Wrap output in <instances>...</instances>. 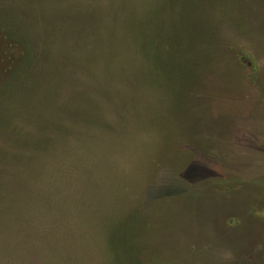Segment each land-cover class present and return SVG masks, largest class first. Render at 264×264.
I'll return each mask as SVG.
<instances>
[{
	"label": "rangeland",
	"instance_id": "1",
	"mask_svg": "<svg viewBox=\"0 0 264 264\" xmlns=\"http://www.w3.org/2000/svg\"><path fill=\"white\" fill-rule=\"evenodd\" d=\"M0 264H264V0H0Z\"/></svg>",
	"mask_w": 264,
	"mask_h": 264
}]
</instances>
